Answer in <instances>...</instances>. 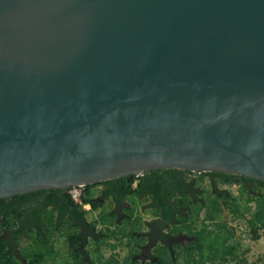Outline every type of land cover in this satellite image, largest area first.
<instances>
[{
  "label": "water",
  "instance_id": "water-1",
  "mask_svg": "<svg viewBox=\"0 0 264 264\" xmlns=\"http://www.w3.org/2000/svg\"><path fill=\"white\" fill-rule=\"evenodd\" d=\"M166 169L264 181V0H0V199Z\"/></svg>",
  "mask_w": 264,
  "mask_h": 264
},
{
  "label": "trees",
  "instance_id": "trees-1",
  "mask_svg": "<svg viewBox=\"0 0 264 264\" xmlns=\"http://www.w3.org/2000/svg\"><path fill=\"white\" fill-rule=\"evenodd\" d=\"M177 171L181 170L152 171L141 177L131 175L100 183L106 186L105 196L118 201L129 196L141 203L159 198L157 201L162 209H166L170 205L161 197L163 192H167L170 201L177 198L178 206H170V210L175 208L178 212L174 233L187 232L194 239L186 247L177 245L175 256L167 246L158 247L155 251L158 263L155 264H181V261L184 264H264V258L250 263L241 253L243 250L249 252L252 241L258 240L264 232V181L220 172H201L188 180L186 175L190 172L182 171L185 178L180 183ZM208 182L210 188L206 186ZM94 186L88 185L83 197L84 204H91L98 211V216L91 221L83 205L65 192L69 188L46 189L0 199V264H47L48 259L60 251L54 237L59 238V243L63 242L66 250L65 260L60 263L56 256L54 264H142L137 257L142 251L141 244L145 242L140 233L145 229L141 206L131 203V207L126 208L128 219H121L114 210L108 212L99 208L100 203L92 193ZM243 202L245 207H242ZM150 207L156 209L154 204ZM77 210L81 218L87 217L85 220L89 226L100 229V235L107 233L108 241L95 237L98 239L91 259L84 258L90 251L84 246L79 225L72 217ZM57 212H60L58 219ZM223 212L232 215V222L218 220ZM27 218H36L29 226L28 234L25 231ZM238 225L247 230L251 239L235 241ZM4 229H16L18 240L22 237L19 240L22 255L15 253L2 236ZM105 244L109 248L104 250Z\"/></svg>",
  "mask_w": 264,
  "mask_h": 264
},
{
  "label": "flooded vegetation",
  "instance_id": "flooded-vegetation-1",
  "mask_svg": "<svg viewBox=\"0 0 264 264\" xmlns=\"http://www.w3.org/2000/svg\"><path fill=\"white\" fill-rule=\"evenodd\" d=\"M177 173L179 175L178 180L180 181V183L184 182L185 175L181 174L182 171H177ZM186 182L187 184H191L189 183V181H186ZM101 186H103V188L95 196L97 197L100 203L99 208L105 211H108V212H111L114 210L115 212H117V214L120 216L121 219H128L129 214L126 211V208L131 207L130 198L132 196H129L127 199H124L122 201H118L114 199V197H106L104 194L106 186L104 184H101ZM167 189L168 188H166L165 190ZM189 189L192 190V187H189ZM65 192L69 193V190H65ZM161 197L165 199V201L170 206L172 204H174V206L176 207L178 206L177 198L173 197V200L170 201L169 196L167 195V192L164 191ZM157 199H151L149 202H147V206L146 204H144L141 207V211H140L141 217H143L144 219V227H145V229L141 230L140 233L143 235L145 242L141 244L142 251L137 257L138 259H140L142 264L158 263L157 261L158 257L156 256L155 251H157L158 247L160 246H164V247L167 246L169 250L174 254V250L177 245H182L186 247L187 243L192 242V240L194 239V236L190 235L187 232L179 233V234L174 233V224L177 222L178 212L175 210V208L170 210V206L166 207V209H162V206L159 204V200L157 201ZM110 202H112L113 208L109 211V209H107V205ZM151 204H154L157 210L159 208L158 212L156 211V209L154 210L150 207ZM90 208L94 214L96 213L98 214V211H95L92 205ZM77 211L78 212L72 213V217L76 221V223L79 225L78 228H79V232L82 233V238L84 240V246H87L88 250L90 251L89 253L85 254L84 258L86 257V259L87 258L91 259V255H92L91 252L96 248V240L98 239V237H100L101 240L108 241L106 240L107 233H104V235H100V229L92 228L91 226L88 225L87 221L85 220V218H87L88 216L85 218L84 217L81 218L80 211L79 210ZM59 216H60V212H57V219ZM41 219L42 221H44V216L41 215ZM35 220L36 218L26 219L27 221V224H25L26 225L25 231L27 232L26 234H28L29 226H31V223ZM15 231L16 229H8V230L4 229L2 232V236L9 242L10 246L14 248L15 253H17L20 256L22 255V249L20 247L19 240L22 237L18 240V237H16ZM247 234L249 236V239H251V236L249 235L248 232ZM96 236L98 237L95 238ZM255 241L257 240L252 241V245ZM90 245L95 246V248L91 249ZM108 248L109 247H107V244H105L104 250ZM241 253L243 254V257H246L247 256L246 254L248 252L246 253L245 250H243ZM110 254L111 253L107 254L108 255L107 257H109ZM256 262H260V260ZM250 263H255V262H250Z\"/></svg>",
  "mask_w": 264,
  "mask_h": 264
},
{
  "label": "rangeland",
  "instance_id": "rangeland-1",
  "mask_svg": "<svg viewBox=\"0 0 264 264\" xmlns=\"http://www.w3.org/2000/svg\"><path fill=\"white\" fill-rule=\"evenodd\" d=\"M193 177L194 176H190V174H188V176H187L188 180H191ZM97 185L98 186L92 190V193H93L94 196H96L101 191V189L103 188V186H101V184H97ZM206 186H208L210 188L209 182H208V185H206ZM85 194H87L86 191H85ZM133 202H135L134 204H136V203L139 204V206H141V207L144 204H146V206H147V203H141L138 199H136L134 201L133 198H130V203H133ZM111 205H112V202H110L107 205V209L110 208ZM245 206H246V204L243 202L242 203V207H245ZM94 217H95L94 213H89L88 214V218L90 220H93ZM224 219H227L230 222H232L231 221L232 220V215H230V214H228L226 212H223L222 214H220L218 216V220H224ZM234 224L237 225V222H234ZM53 239H54V242H57V244L60 246L59 247L60 251L55 255V257L57 256L58 257L57 261L62 263L65 260L64 256H65V252H66V250L64 248V244H63V242L59 243V241H58L59 238H55L54 237ZM247 239H249V236L247 234V230L245 228L241 227L240 225H238L237 238L235 239V241H240V240L242 241V240H247ZM90 246H91V248H94L93 245H90ZM107 253L109 254L110 251L108 250ZM122 254H123L122 255V258H123L124 255H125L124 251L122 252ZM246 255H247L246 257L249 259L250 262H256V261H259V260H261L263 258V256H264V233H262L260 239H258L257 241H255L253 243L250 251ZM55 257L49 258L48 261H47V264H54V262L56 261V260H54V259H56ZM98 258H100V257L98 256Z\"/></svg>",
  "mask_w": 264,
  "mask_h": 264
},
{
  "label": "built area",
  "instance_id": "built-area-1",
  "mask_svg": "<svg viewBox=\"0 0 264 264\" xmlns=\"http://www.w3.org/2000/svg\"><path fill=\"white\" fill-rule=\"evenodd\" d=\"M198 173H201V172H190L189 174L190 176H196L198 175ZM137 183H138V180H136L135 186L137 185ZM86 187L87 186H75V187L69 188V193L71 194L73 199L80 205H84L83 197L85 195Z\"/></svg>",
  "mask_w": 264,
  "mask_h": 264
},
{
  "label": "crops",
  "instance_id": "crops-1",
  "mask_svg": "<svg viewBox=\"0 0 264 264\" xmlns=\"http://www.w3.org/2000/svg\"><path fill=\"white\" fill-rule=\"evenodd\" d=\"M97 186H98V185H95V186L92 188V190H93L94 188H96ZM85 191H86V190H85ZM83 207H84L85 210L88 211L89 213H93L92 210H91V208H90V207H91V204H84ZM112 208H113V206L111 205V207L108 208L109 211H110ZM89 213H88V214H89ZM96 217H97V213L95 214L94 219H95ZM90 221H91V220H90ZM105 253H106V251H105ZM105 257H106V256H105ZM180 263H181V264H184L183 261H181Z\"/></svg>",
  "mask_w": 264,
  "mask_h": 264
}]
</instances>
